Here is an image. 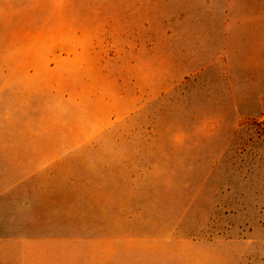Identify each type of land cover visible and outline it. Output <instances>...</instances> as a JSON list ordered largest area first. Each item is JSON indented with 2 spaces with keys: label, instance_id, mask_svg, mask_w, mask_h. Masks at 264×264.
<instances>
[{
  "label": "rangeland",
  "instance_id": "obj_1",
  "mask_svg": "<svg viewBox=\"0 0 264 264\" xmlns=\"http://www.w3.org/2000/svg\"><path fill=\"white\" fill-rule=\"evenodd\" d=\"M33 154L95 188L97 264H264V0H0V187Z\"/></svg>",
  "mask_w": 264,
  "mask_h": 264
},
{
  "label": "crops",
  "instance_id": "obj_2",
  "mask_svg": "<svg viewBox=\"0 0 264 264\" xmlns=\"http://www.w3.org/2000/svg\"><path fill=\"white\" fill-rule=\"evenodd\" d=\"M24 148L19 151H75ZM67 158L33 154L15 161V174L0 187V264H97L96 191L87 189L84 176L62 167ZM87 199L93 201L88 207ZM129 238L125 246L121 240L120 247L111 249L112 255L125 257L120 264H128L126 258L134 253V240ZM143 248L144 244V253Z\"/></svg>",
  "mask_w": 264,
  "mask_h": 264
}]
</instances>
